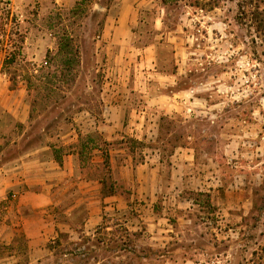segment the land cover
Masks as SVG:
<instances>
[{
  "label": "rangeland",
  "instance_id": "1",
  "mask_svg": "<svg viewBox=\"0 0 264 264\" xmlns=\"http://www.w3.org/2000/svg\"><path fill=\"white\" fill-rule=\"evenodd\" d=\"M121 6L122 0H0V89L5 90L6 101L12 90L22 94L30 112L28 123L20 125L1 108L3 161L46 144L62 153L80 150L88 137L95 144H90L87 156L94 149L110 152L123 143L130 153H137L140 145L127 134L105 143L99 132L88 134L78 126L88 119L104 120V93L119 83L138 90L148 86L154 94L192 88V105L220 104V125L234 129L253 124L250 137L264 144V34L252 16L255 10H264V0H139L137 22L121 33L127 44L116 51L108 48L114 39L109 29ZM62 42L70 45L68 54L60 53ZM119 73L134 77L118 83L114 78ZM139 99L143 100L135 97L136 102ZM192 115L190 122L182 114L153 118L163 137L182 136L188 126L195 134L217 132L218 126L208 121L211 113ZM76 139L79 144H72ZM263 153H248L242 158L247 168L229 170L227 183L235 180L234 174L247 172L242 179L248 184L241 191L217 194L219 212L212 197L195 193L193 223L180 227L187 235L174 247L199 250L200 255L190 257L196 264H264ZM95 165L92 169L107 174V167ZM85 215L81 208L77 217ZM113 235L106 251L64 256L58 249L43 264H167L169 260L150 253L146 254L150 260H139L138 253L132 254V240L122 237L124 232ZM179 256L171 260L179 264L188 258Z\"/></svg>",
  "mask_w": 264,
  "mask_h": 264
},
{
  "label": "crops",
  "instance_id": "2",
  "mask_svg": "<svg viewBox=\"0 0 264 264\" xmlns=\"http://www.w3.org/2000/svg\"><path fill=\"white\" fill-rule=\"evenodd\" d=\"M138 1L122 0L109 29L114 36L113 42L108 41L109 49L124 50L127 43L121 40V33L136 24ZM126 76L132 78L134 74L119 73L114 79L119 83ZM116 86L104 93V120L88 119L78 124L87 133L99 132L106 142L122 140L127 134L140 145L137 153H130L126 143L110 150L107 174L92 169L95 164L106 167L104 151L99 148L89 156L75 149L61 153V162L54 155L58 147L48 144L9 160L0 156V264H43L58 249L64 256L106 251L117 230L125 233L124 239L132 240V254L138 253L139 260H150L146 255L150 253L169 257L167 264H176L171 259L187 254L179 264H196L190 257L200 255L199 250L189 247L186 252L174 247L187 235L180 227L193 223L198 207L195 193L212 197L217 213V194L241 191L243 184L246 189L248 180L242 177L247 178V172L234 174L230 183L227 174L243 165L247 168L248 162L242 158L248 153L264 152V144L250 137L253 124L234 129L230 124L220 125L221 105H192V88L154 94L148 86L140 90L122 88L121 83ZM9 93L6 101L5 90L0 89V110L10 112L16 124H27L30 112L24 96L16 90ZM135 97L143 100L136 102ZM193 112L211 113L208 121L218 126L217 132L195 134L188 126L182 136L167 133L163 137L159 121L153 118L182 114L190 122ZM4 142L0 137V144ZM72 144L78 145L79 139ZM81 208L86 215L79 220ZM115 238L122 242L123 238Z\"/></svg>",
  "mask_w": 264,
  "mask_h": 264
},
{
  "label": "trees",
  "instance_id": "3",
  "mask_svg": "<svg viewBox=\"0 0 264 264\" xmlns=\"http://www.w3.org/2000/svg\"><path fill=\"white\" fill-rule=\"evenodd\" d=\"M253 16V19H255V22L258 24V32H261L264 34V10H260V9H257L254 11V13L252 14ZM60 53H66L68 54V50L70 48V45L68 43H60ZM105 142V141H103ZM131 142H135L133 141V139H131ZM106 143V142H105ZM90 144H95V141L91 138V137H88L87 141L86 142H82L81 143V146H80V155H85L84 153L85 152H88L91 150L92 147H89ZM104 151V156H105V166L108 168L109 166V151L106 150V149H102ZM61 151L59 150H55V157L56 159L61 162Z\"/></svg>",
  "mask_w": 264,
  "mask_h": 264
}]
</instances>
